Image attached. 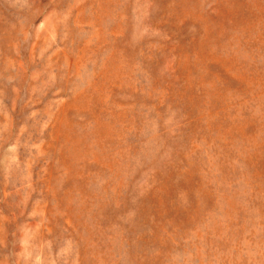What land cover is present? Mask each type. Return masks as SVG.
I'll return each instance as SVG.
<instances>
[{
  "label": "rangeland",
  "instance_id": "rangeland-1",
  "mask_svg": "<svg viewBox=\"0 0 264 264\" xmlns=\"http://www.w3.org/2000/svg\"><path fill=\"white\" fill-rule=\"evenodd\" d=\"M0 264H264V0H0Z\"/></svg>",
  "mask_w": 264,
  "mask_h": 264
}]
</instances>
